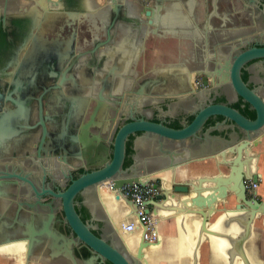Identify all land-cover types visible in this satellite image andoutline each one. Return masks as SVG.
Wrapping results in <instances>:
<instances>
[{"label":"water","instance_id":"water-1","mask_svg":"<svg viewBox=\"0 0 264 264\" xmlns=\"http://www.w3.org/2000/svg\"><path fill=\"white\" fill-rule=\"evenodd\" d=\"M111 1L107 8L100 12L99 28L104 38L100 39L98 34L87 35L82 31L76 38L73 31V34L61 41L59 56L65 70L84 54L96 61L100 50L116 44L115 39L121 34L123 27L133 21L125 4H122L120 0ZM165 1L167 0H153L152 3L145 4L143 14L149 17L148 22L152 25L155 23L152 19L156 21L158 14L157 12L155 15L154 11H158ZM50 4L56 5V2H50ZM144 36L147 37L148 33L145 32ZM76 42L79 48L91 43L93 45L75 55L73 50ZM263 55L264 48L245 51L236 57L231 67L230 83L239 96L253 107L254 118L247 117L239 109L226 103L210 101L202 105L201 102L206 99V96L201 90L188 89L186 74H191V71L187 66L180 68L178 75L169 82L162 78V80L149 81L131 76L117 89L115 76L126 72L128 66L126 67L119 57L113 56L104 74L105 78L99 79L102 81L99 98L95 99L89 118H84L83 110L75 114L71 109L60 113V117L45 116L46 122L57 135L53 138L54 142L49 139L44 140L42 135L38 150L42 148L49 157L56 155L63 164L61 172L64 176L78 175L76 177L71 175L69 183L63 189L56 185L57 190H54L46 181V176L51 177V174L38 175L39 181L33 180L32 174L28 176L0 175V196L10 186L16 187L19 192L22 189V183L19 180H24L33 191V196H29L28 191L27 195L22 193L23 195L20 196L24 197L17 200L18 207L28 206L34 211L37 204H41L48 206L50 210L48 216L45 214L44 217L40 216L39 212L38 217L32 213L27 225L14 229L16 237L13 236L11 241L27 240L25 245L27 258L42 248L50 259L61 254L73 256V245L81 242L90 249L91 257L96 260H107L111 264H147L143 250L159 240L158 226L156 227L158 237L155 241H147L140 234L135 249H130L128 242L121 236L111 220L106 204L99 194L98 189L104 184L107 190L117 188L116 194L113 195L114 199L123 201L132 211L134 203L122 194L121 185L131 189H146L158 185V194L147 203V210L155 217L158 214L154 208L150 209L149 205L155 207L156 202L173 199L172 194H182L183 196L175 200L176 203L173 206L175 215H181L182 218L189 213H199L201 231L206 234L214 236L222 232L224 234V229L219 231L212 226L207 227V218L220 210L223 212L219 216L223 214L229 216L233 212L244 214L243 219L238 223L233 222L236 219L231 218L233 227L240 223L244 227L243 234L239 238L236 237V241L243 242L247 239L253 220L259 214H262L261 227H264V199L249 198L246 193V187L254 185V181L260 177V173L254 172L256 152L254 147L260 141L259 136L264 135V100L254 89L248 87L239 74L243 61L249 57ZM181 64H186L185 59L181 61ZM96 66L98 67L97 62ZM191 69L195 70L196 67L193 65ZM197 72L200 73V70L197 69ZM147 84H152L153 88H149V85L146 88ZM204 84H207V80ZM103 89L109 90L108 96L100 95ZM117 91L123 92L118 95ZM160 97H172L177 103L183 99L193 100L195 109L192 111V119L189 122L183 121L179 127H174L168 125L163 118L153 120L147 113H141V104L144 99L156 103ZM103 100L110 103L122 101L124 108L120 110V113H124L126 118V121L115 129L107 141L110 127L107 121L103 122L101 114L103 105L106 104L105 107H107L110 103H103ZM213 116H221L222 121H229L231 134L222 136L219 130L210 132L211 129L217 128L216 123L206 128L203 141L197 142L201 138L199 131L203 124ZM111 119L113 124L115 119L113 117ZM40 123L43 131H46L45 121L41 119ZM130 138H132L131 149L134 155H132V162L123 167L126 145ZM32 147L35 148V146ZM13 176H17V179ZM110 184L113 185L111 188ZM193 192V196H186L192 195ZM77 193L82 195L83 204L89 206L92 219L101 220L103 223L104 234L95 232V224L84 220L77 211L74 199ZM46 194L53 197L49 201H43L42 198ZM231 197H234L235 205L233 208H227L224 205L231 201ZM53 201L55 204L52 203ZM58 201L64 213L63 218L73 231V237L60 231L52 222ZM202 240V236L199 235L195 244L196 248ZM242 256L248 262L245 253H242ZM192 258V264H197V256L193 255Z\"/></svg>","mask_w":264,"mask_h":264},{"label":"flooded vegetation","instance_id":"flooded-vegetation-1","mask_svg":"<svg viewBox=\"0 0 264 264\" xmlns=\"http://www.w3.org/2000/svg\"><path fill=\"white\" fill-rule=\"evenodd\" d=\"M37 1L41 0H0V175L32 174V179L39 181L38 175L51 174V177L46 176V181L57 190L56 185L63 189L69 183L71 175L76 177L78 174L64 176L61 172L63 164L56 155L49 157L42 148L38 150L42 135L44 140L49 139L51 142H54L53 138L57 135L46 122L45 116L60 117V113L71 109L75 114L83 110L84 118H89L95 99L99 98L102 85L99 79L105 78L108 65L105 67L102 63L104 69L101 64L102 72L99 73L97 71L100 61L98 59L95 61L84 54L65 70L61 65L60 43L57 36L47 40L42 33L33 32L36 21L27 14V10L33 9L31 2L37 5ZM140 1L142 6L140 9L137 6V11L139 15L142 14L138 22L146 27L144 33L147 32L148 35H154L159 39L171 33L193 36L192 39L189 37V54L185 58L187 67L191 71V74H186V82L189 90H201L206 96L201 102L202 105L210 101L222 102L239 109L247 117L254 118L253 107L239 96L230 83L231 67L236 57L243 52L264 48V0H167L158 11H154L155 15L158 12L157 20L152 19L154 25L149 23V17L143 14L145 4H150L153 0ZM125 5L131 15V10L135 8L128 3ZM144 33L138 32L135 36L133 45L137 49L136 53L140 52V46L145 45V42L142 43ZM102 38L104 36L100 39ZM92 45L91 43L80 48L75 46L73 53L76 55L79 51L91 48ZM155 45L159 43L156 41ZM96 62L99 63L98 67H95ZM193 65L196 67L195 70L191 69ZM239 72L248 87L254 89L264 100V55L249 57L243 61ZM122 77L115 79L121 80ZM206 80L207 84H204ZM148 85L149 88H153L152 84H147L146 88ZM107 89H103L100 95L108 96ZM120 92L123 91H117V94L119 95ZM122 101L110 103L103 100V103H110L107 107L106 104L103 105L101 114L103 122L107 121L110 127L109 138L106 141L111 138L115 129L126 121L125 114L120 113L124 108ZM194 103L191 99H183L177 103L172 97H160L156 103L144 99L141 113H147L153 120L163 118L168 125L179 127L183 121L189 122L192 119ZM112 117L115 119L113 124ZM41 119L47 124L46 131H43ZM222 120L221 116L208 118L199 131L201 138L197 142L203 141L206 128L216 123L217 128L211 129L210 132L219 130L222 136H229L231 134L229 121ZM261 137L260 140H263ZM131 139L129 140L132 148ZM260 144L259 141L254 149L258 150ZM127 155L132 162L134 151L131 149L130 153L126 152L125 159ZM122 166L126 167L124 161ZM13 177L17 179V176ZM19 181L22 183L19 192L16 187L10 186L0 196V227H2L0 241H11L14 238L15 230L23 227L19 219L23 220L24 217L31 219L32 213L38 217V212L44 217L50 212L48 206L41 204H37L34 211L28 206L18 207L17 200L24 197L20 196L22 193L27 195L28 191L29 196H33L29 184L24 180ZM52 197L46 194L42 200L49 201ZM74 199L75 207L81 217L95 224V232L104 234L103 223L101 220L92 219L89 206L83 204L82 195L77 193ZM52 203L55 204L54 201ZM57 203L52 222L60 231L73 237V231L63 218L60 202ZM24 241L0 245V253L5 254L7 264H17L22 261ZM37 254L40 255L35 261L38 262L37 264H74V262L75 264H111L107 260L92 258L90 249L81 242L73 245V256L61 254L50 259L43 248L33 255ZM33 255L30 254L28 261L26 252L25 264H29Z\"/></svg>","mask_w":264,"mask_h":264},{"label":"crops","instance_id":"crops-1","mask_svg":"<svg viewBox=\"0 0 264 264\" xmlns=\"http://www.w3.org/2000/svg\"><path fill=\"white\" fill-rule=\"evenodd\" d=\"M49 1L56 2V5H51ZM120 1L122 4L128 3L131 7L135 8L134 10L131 11L133 14L132 17L141 18V14L139 15L137 9L138 7L139 9L141 8L142 1L140 0H120ZM111 2H112L111 0H41L40 2L37 1L38 3L37 5L32 4L33 2H31V6H33V9H28L27 14L29 16H32L36 21V27L34 28L33 32L42 33L43 37L46 38L47 40H49L52 36H57L59 40L58 42L62 44L61 41L67 39L71 34H73V31H75L74 35L76 36V38L77 36L80 35L79 33L81 31L87 35L91 34V36L98 34L99 37L101 38L103 36V32L99 28L100 26L99 18L101 16L100 12L105 10L107 8V5L110 4ZM51 22L52 25H50ZM135 36H136L135 34L132 35L129 32L122 30L121 34L117 37V39H115L116 43L119 44V46L117 47L120 48L125 43L127 37L131 39V40L128 39L127 43L128 44L131 43L133 45V41H135ZM189 37L190 39L193 38V36H188L186 34H181V33H171L169 35H166L162 39H159L151 34L148 35L147 37L144 36L142 43L145 42L144 43L145 45L139 47L140 49L139 53H136V50H134L135 51L134 55L136 59L134 61V66L132 67L131 71H133L135 74H130L128 72L126 74L123 73L122 75L123 76L125 75L126 77L132 76V77H138L140 79H147L149 81L150 80L154 81L158 79L160 80L161 78L168 82L173 80V78L178 75L177 73L179 69L180 68L182 69L183 66H187V64H181V61L184 60L189 54V44H190ZM156 41L159 43V45H155ZM76 45L77 42L75 43V46ZM114 47L115 45L103 47L101 50L99 48L100 52L98 54L97 59H99L100 61V59L103 56L110 55L112 52H114ZM132 47H134V45ZM123 51L131 53L132 56L133 50H131L129 46H126ZM111 61L112 60L111 59L108 60L107 57V60H105V65L107 66L108 64L111 63ZM148 113H150V111H148ZM261 136L263 137V140H261V144L259 145L258 150L256 148L255 158H258V160L254 162V170L260 173V181H258L257 190L261 198H264V136L263 135ZM172 196L173 199H168V201L165 202L164 205L165 208H162V211L164 213L161 216L158 215L155 220L158 222V224H156V227L158 226L159 232L161 234V242L163 243L162 247L166 248L165 255L162 257H157V255L154 253V255L151 257L146 252L147 254L145 253V257L147 258V264H162L163 261H166L167 264H179V263L181 264L180 260L185 258L186 256H189L187 253V247L189 248V246L195 241L194 237L191 240V236H189L188 238L184 234L183 239H184V243L186 244L185 249L182 252H179L177 250V247H179L178 243H181L183 239H181V236H177L173 232L174 226H176V217H175L176 215H174V217L172 216V213L175 212L174 207L172 205H175L174 204L175 200L179 199V197L183 195L172 194ZM101 198L105 202L107 209L110 212L109 216L111 217V220H114L117 211L114 210V208H111L108 202L102 196ZM108 199L109 201H115L113 198V193L110 192ZM119 203L120 205H122V207L120 213L118 214L120 220H122L123 218L131 214L133 211L129 209L127 206H124L121 202ZM149 207L150 209L152 208L155 209V207L151 205H149ZM23 209L26 211L25 208ZM165 211L167 212L171 211V212L169 214H165ZM9 212L10 211H8V213ZM23 214H25V212H23ZM25 215L27 216V214ZM29 220L30 219L28 217H24L23 220L19 219L23 227L25 226L24 224L27 225L29 223ZM172 222H173V229L171 225ZM14 241H19V240H14ZM7 242H13V241L10 240L0 241V245L5 244ZM24 242H25L24 245H26L27 240L25 239ZM249 243L252 244L253 241L250 239ZM173 244L177 245L175 250L171 249ZM249 250H250L249 251L250 256H253L255 258H260L261 255L259 254V249L257 247L254 246L250 247ZM26 252H27L26 247H24L22 261L17 262V264H25ZM37 258H40L39 254L33 255L30 259L29 264H37L38 262H35L37 261ZM6 261L7 260L5 254L0 253V264H7Z\"/></svg>","mask_w":264,"mask_h":264},{"label":"rangeland","instance_id":"rangeland-1","mask_svg":"<svg viewBox=\"0 0 264 264\" xmlns=\"http://www.w3.org/2000/svg\"><path fill=\"white\" fill-rule=\"evenodd\" d=\"M257 160H258V158H255V162ZM257 180L260 181V177H258ZM104 186H106L105 184L103 185V188H106ZM246 193H247V197H249V198H256L258 200L264 199V198H261L257 188L253 192L252 191H246ZM231 198H232L231 201H229L227 204L224 205L225 207H227V208H233L234 207L235 199H234V197H231ZM164 201H168V199H164L163 201H159V203L162 204ZM166 212L167 211H165V214H169L171 211L167 212V213ZM222 212H223V210H220V211H216L215 213L211 214L207 218V221H208L207 227H211L212 223L216 220V218ZM174 215H175V212L172 213L173 217H174ZM187 215H189V216H187ZM175 217H176V226H174V229H173V222H172V224L170 223L172 225V229H173V232L175 233V235L181 236V239H183V234L185 233L186 237L189 238V236H191V240L193 237L195 238V241H194L195 243L191 242L192 244L189 246V248L187 247V253L189 256H186L185 258L181 259L180 260L181 264H192L193 255L197 256V264H229V263L230 264H264V227H261L262 226V214H259L255 217V219L253 220V223L251 225V228H250L249 236L243 242L236 241V237L239 238V236H241L243 234V231H244V227H243V225H241V223L238 225L239 227L235 226L233 228V231L230 233L233 235L232 237L227 235L231 239V242H230V239H227V237L225 239L223 236H221V234L218 236H214V235L211 236V234H206V232L201 231V224H200L201 215L197 212L186 214V215L182 216V218H181V215H179V216L176 215ZM125 218H123V219H125ZM154 218L156 220L157 217L154 216ZM156 224H158V222H156ZM185 224L190 226V230H189V231H191L190 233H189V231L187 233L183 231L184 229L186 230ZM182 226H183V228H182ZM224 232H225V230H224ZM199 235L202 236L203 240H202L201 244L199 245V247L196 248L195 244H196V241H197V238L199 237ZM216 237H218L217 241H215V239H217ZM220 238H223L225 241L224 242L221 241ZM232 239H233V241H232ZM250 239L253 241L252 244L249 243ZM254 240H255V242H254ZM178 245H179V247H177V250L179 252L184 251L185 245H186L184 243V239H183V241H181V243H178ZM176 246L177 245L173 244L171 249L175 250ZM253 246L257 247L259 249V254L261 255L260 258H255V257L249 255V251H250L249 248L253 247ZM162 248H165V247H162ZM161 249L154 252L157 255V257H162L165 255L166 248L162 249V250ZM154 253H152V255ZM242 253H245V256H247L248 262L245 261V259L242 256ZM162 264H167V262L163 261Z\"/></svg>","mask_w":264,"mask_h":264},{"label":"bare ground","instance_id":"bare-ground-1","mask_svg":"<svg viewBox=\"0 0 264 264\" xmlns=\"http://www.w3.org/2000/svg\"><path fill=\"white\" fill-rule=\"evenodd\" d=\"M133 8V7H132ZM132 10H134V9H132ZM131 10V11H132ZM142 14V13H141ZM132 12H131V17H132ZM132 19H133V21L132 22H130V23H127L124 27H123V31H126V32H129L130 34H135V35H137L138 34V32H141V33H144L143 32V30H145V26H142L141 24H139V22H138V20H140L141 18H135V17H132ZM128 39H130L129 37H127V39H126V41H125V43L120 47V48H118L117 46H119V44H114L115 45V47H114V52H112L110 55H108V56H103L101 59H100V64H99V69H98V71L97 72H99V73H101L102 71L100 70V69H104V65L103 64H105V60H107V57H108V60L109 59H111L112 60V58H113V56L115 57V56H117V57H119V60L120 61H122L123 63H125V65H126V67L128 66V70L126 71V72H124V74H126V73H130V74H135L133 71H131V69H132V67L134 66V61H135V59H136V57H135V55H134V50H137V49H135V47H132L133 45L131 44V43H127L128 42ZM131 40V39H130ZM126 46H129L130 47V49L131 50H133V52H132V56H131V53H129V52H126V51H123L124 50V48L126 47ZM117 48H118V50H117ZM116 49V50H115ZM103 52V51H102ZM104 53V52H103ZM106 55V54H105ZM99 60V59H98ZM103 63V64H102ZM101 64H102V68L100 67L101 66ZM105 67H106V65H105ZM123 73H120V74H117L116 76H115V78H118V79H120V77L121 76H123L122 75ZM131 76V75H130ZM127 78L128 77H126L125 75L122 77V79L121 80H117V79H115V83L118 85V87H117V89H119L120 88V86H122V85H124V83L126 82V80H127ZM117 80V81H116ZM259 140H260V138H259ZM260 142H261V140H260ZM255 156H256V154H255ZM254 162H255V157H254ZM254 172H255V170H254ZM108 185V184H107ZM113 185L112 184H110V188L112 187ZM98 191H99V194H100V196H102L107 202H108V204L110 205V207L111 208H114V210H116L117 212H116V215H115V218H114V220H113V222H114V225L116 226V228L118 229V231H119V233L121 234V236H123V238L128 242V244H129V248L130 249H135V247H136V244H137V241L139 240V238H140V232L139 231H133V232H128V231H125L124 229H122V228H120V223H121V221H120V217H119V214L118 213H120V211H121V207H122V205H120V203L119 202H121L124 206H127V204L125 203L124 204V202L123 201H121V200H115V201H109V199H108V196L110 195V192L111 193H113V195H115L116 194V192H117V188H111L110 190H107V189H105V188H100V189H98ZM193 194H194V192L192 193V195L190 194V195H186V196H188V197H190V196H193ZM185 196V197H186ZM114 198V197H113ZM165 202L166 201H164L162 204L161 203H159V202H156V204H155V211H156V213L157 214H159V216H161L164 212L162 211V208H165ZM187 202H189V201H187ZM174 204H175V202H174ZM129 206V205H128ZM127 206V207H128ZM172 206H175V205H172ZM106 208H107V206H106ZM108 210V209H107ZM172 210V209H171ZM108 212H109V210H108ZM109 214H110V212H109ZM153 216V218H154V215H152ZM243 216H244V214H242V213H239V212H237V213H234L233 212V214H230L229 216H227V215H225V214H223V215H221V216H219V218L216 220V221H214L213 222V225H212V228H215L216 230H218L219 229V231L221 230V229H224L225 230V232L224 233H226V235L224 234H222L221 233V236H223L225 239H226V237H227V235H229V236H233L232 234H230L232 231H233V228L235 227H233V225H234V223H232V220H231V218H233L234 220L236 219V221H233V222H235V223H238V222H240L242 219H243ZM113 219V218H112ZM155 220V219H154ZM231 220V221H230ZM196 221V220H195ZM155 222H157V221H155ZM186 225V224H185ZM197 227V226H196ZM239 227V226H238ZM237 227V228H238ZM185 228H186V230L184 229V232H188L189 230H190V226L189 225H186L185 226ZM197 229V228H196ZM236 229V228H235ZM240 231V230H239ZM183 232V233H184ZM191 231H189V233H190ZM238 233V232H237ZM185 234V233H184ZM183 234V235H184ZM211 236H213V235H211ZM216 236H218V235H216ZM215 238V237H214ZM217 239H215V241H217L218 240V237H216ZM227 239H230L229 237H227ZM220 240L221 241H225L223 238H220ZM232 241H233V239H232ZM230 242H231V239H230ZM235 242V241H234ZM7 243H9V242H7ZM242 244V243H241ZM162 245H163V243L161 242V235H159V240L157 241V242H155V243H153L152 245H150L149 247H146L145 248V250H143V252H144V254L147 252L148 254H149V256H153L152 255V253H154V252H156V250H158V249H161L162 248ZM224 248V247H223ZM243 248V247H242ZM238 249V248H237ZM223 250V249H222ZM243 251V250H242ZM193 252V251H192ZM240 252V251H239ZM146 253V254H147ZM228 256V255H227ZM218 257V256H217ZM149 258V257H148ZM223 260V259H222ZM230 264V263H229Z\"/></svg>","mask_w":264,"mask_h":264},{"label":"built area","instance_id":"built-area-1","mask_svg":"<svg viewBox=\"0 0 264 264\" xmlns=\"http://www.w3.org/2000/svg\"><path fill=\"white\" fill-rule=\"evenodd\" d=\"M257 186L258 180L254 181V185L247 186L246 191L253 192ZM120 191L134 203L133 212L121 220L120 228L128 232L139 231L145 240L155 241L158 237L156 222L150 211L147 210V203L158 194V185L146 189H131L122 184Z\"/></svg>","mask_w":264,"mask_h":264},{"label":"trees","instance_id":"trees-1","mask_svg":"<svg viewBox=\"0 0 264 264\" xmlns=\"http://www.w3.org/2000/svg\"><path fill=\"white\" fill-rule=\"evenodd\" d=\"M126 152L130 153L131 152V142L130 140L127 141L126 145ZM125 166L129 165L131 163V158L129 155H127V158L124 160Z\"/></svg>","mask_w":264,"mask_h":264}]
</instances>
